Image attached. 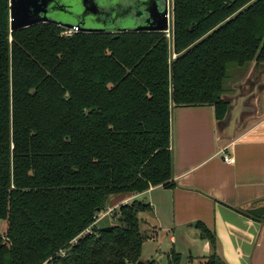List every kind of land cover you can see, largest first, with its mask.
Returning <instances> with one entry per match:
<instances>
[{
	"label": "trees",
	"instance_id": "trees-1",
	"mask_svg": "<svg viewBox=\"0 0 264 264\" xmlns=\"http://www.w3.org/2000/svg\"><path fill=\"white\" fill-rule=\"evenodd\" d=\"M171 4L169 38L64 37L50 24L9 32L0 0V264L140 261L147 203L120 205L116 225L83 232L113 196L174 188V107L211 106L222 122L228 67L264 69V0ZM240 213L264 219L263 210ZM199 229L212 248L204 264H224L214 234Z\"/></svg>",
	"mask_w": 264,
	"mask_h": 264
},
{
	"label": "crops",
	"instance_id": "crops-1",
	"mask_svg": "<svg viewBox=\"0 0 264 264\" xmlns=\"http://www.w3.org/2000/svg\"><path fill=\"white\" fill-rule=\"evenodd\" d=\"M263 81L264 69L237 96L223 97L231 113L222 122L215 121L211 106L174 107L170 111L174 188L151 187L140 195L109 199L106 209L132 201L149 205L151 213H143L148 235L141 262L168 264L179 254V264H204L212 248L201 238V226L214 234L216 254L224 264H264V219L240 213L264 211L263 102L258 116L235 129L245 113L253 111L254 86ZM225 156L232 163L224 162ZM5 230L6 223L0 222V235Z\"/></svg>",
	"mask_w": 264,
	"mask_h": 264
},
{
	"label": "water",
	"instance_id": "water-1",
	"mask_svg": "<svg viewBox=\"0 0 264 264\" xmlns=\"http://www.w3.org/2000/svg\"><path fill=\"white\" fill-rule=\"evenodd\" d=\"M9 1V32L19 31L27 29L31 26L40 24H51L56 27H61L63 29L76 28L81 33L85 34H124V33H168L170 28V20L167 17V0L162 4L159 10L156 6L157 2L154 0H98L100 6L107 8L111 3H114V20L119 17L117 12L124 8H132L138 5V9H142L144 16L141 18L139 25H135V20L128 19L124 24L114 22L100 21L96 14H88L86 7L84 5V0H62L63 10L59 11L55 8L58 4V0H8ZM126 1L130 2L127 3ZM152 2L154 5V10L158 12L157 15L152 14L147 9V5ZM109 5V6H108ZM61 13L62 19L60 21H52L51 14ZM109 16L110 13H107ZM63 18L64 21H63ZM98 25L97 28H86L92 25ZM108 25H111L109 28ZM115 25V26H114ZM122 26V27H120ZM255 93L253 97L256 98L263 91L264 92V81L260 82L254 86ZM252 97V98H253ZM231 113V108L229 107L224 119L227 120ZM136 264H145L138 261Z\"/></svg>",
	"mask_w": 264,
	"mask_h": 264
},
{
	"label": "rangeland",
	"instance_id": "rangeland-1",
	"mask_svg": "<svg viewBox=\"0 0 264 264\" xmlns=\"http://www.w3.org/2000/svg\"><path fill=\"white\" fill-rule=\"evenodd\" d=\"M171 2H172V0H169L170 11H171V7H172ZM171 18H172V15L170 17V28H171V22H172ZM97 27H98V25L94 24L92 26H88L87 25L86 28L92 29V28H97ZM108 27L110 28L111 25H108ZM63 34H64V31H62L60 33V36H63ZM167 38H169V34H167ZM174 56L175 55L172 54L171 59H173ZM252 67L253 66H251L249 70H245V71H241V72L236 70V69L240 70V68H238V67H235V66H232V65H230L228 67V73H229V75L231 77V80L229 79V81L226 82V84H227L226 89H228V95H224V98H228V96H231V97L237 96V94L240 93V90L246 89V86L248 85L250 80L252 78H254L255 75L258 74V72L253 70ZM234 70H236V72H233ZM263 98H264V93L262 91L261 94H260V97H256L253 100V103L255 104V105H253V111L246 112L245 116H243V118L240 119L241 121H238L237 124H235L236 125L235 129L237 131H238V129H241L242 127H244L245 123L250 122L251 121L250 119H253L254 117L259 115V112H261L262 107H263V104H262ZM144 217H145L144 214H141V213L138 214V219H140V230H141L142 234H145L146 232H148V225H146V223H144V221L146 220V217L145 218ZM149 220H148V222H149ZM114 225H116V219H114V211H113V214H111L110 217L107 216V217L102 218L98 222L96 228L97 229L98 228H106V227H111V226H114ZM147 263H148V261L145 264H147Z\"/></svg>",
	"mask_w": 264,
	"mask_h": 264
},
{
	"label": "flooded vegetation",
	"instance_id": "flooded-vegetation-1",
	"mask_svg": "<svg viewBox=\"0 0 264 264\" xmlns=\"http://www.w3.org/2000/svg\"><path fill=\"white\" fill-rule=\"evenodd\" d=\"M157 2L156 6L158 7V9L160 10L162 4L165 2V0H154ZM127 3H130L128 1H126ZM62 5V0H58V4L55 6V8L59 11L63 10V6ZM84 5L86 7V10L88 12V14H96L97 17L99 18L100 21H104V23H106L108 20V22H114V24H118L121 23V25H126L124 24L126 21H128V19H132L135 20V25H139V23L141 22V18L144 16V12H142V9H138V5L133 6L132 8H124L122 10V13H120V11L117 12V16L119 17V19L117 18L116 20L113 19V17L115 16L116 13H114V3H111L109 7L107 8H103L100 6V3H98V0H84ZM172 8V7H171ZM147 9L149 10V12H151L154 15H157L158 12L156 10H154V5L152 4V2L150 1V3L147 5ZM167 17L168 20H170L171 17V13L172 11H170V3L169 0H167ZM107 13H110V15L108 16ZM60 19H62V15L61 13H57V14H51V20L52 21H60ZM65 18H63L64 21ZM47 24V23H46ZM51 25V24H50ZM115 26V25H114ZM122 27V26H120ZM60 28V27H58Z\"/></svg>",
	"mask_w": 264,
	"mask_h": 264
},
{
	"label": "built area",
	"instance_id": "built-area-1",
	"mask_svg": "<svg viewBox=\"0 0 264 264\" xmlns=\"http://www.w3.org/2000/svg\"><path fill=\"white\" fill-rule=\"evenodd\" d=\"M63 31H64V34H63V36H65V37H69V36H72V35H75L77 32H79V30L77 29V27L75 28H72V29H63ZM169 33V32H168ZM167 33V34H168ZM223 160H224V162H226V163H232V159L230 158V157H228V156H225L224 158H223ZM122 206H124V205H122ZM115 210L116 209H105L104 211H102V212H100V213H98V215L94 218V223H93V225H91L89 228H87L84 232H83V234L84 235H87V234H89V235H91L92 234V228H94V227H97V224H98V222L102 219V218H104V217H107V216H111V214H113V211L115 212ZM97 229V228H96ZM61 256L62 257H65V253H61Z\"/></svg>",
	"mask_w": 264,
	"mask_h": 264
}]
</instances>
